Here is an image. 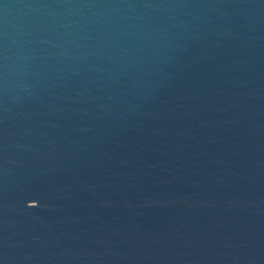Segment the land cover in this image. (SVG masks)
Returning <instances> with one entry per match:
<instances>
[{
	"label": "water",
	"instance_id": "1",
	"mask_svg": "<svg viewBox=\"0 0 264 264\" xmlns=\"http://www.w3.org/2000/svg\"><path fill=\"white\" fill-rule=\"evenodd\" d=\"M0 264H264V0H0Z\"/></svg>",
	"mask_w": 264,
	"mask_h": 264
}]
</instances>
